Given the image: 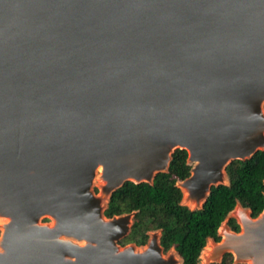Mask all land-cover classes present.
I'll use <instances>...</instances> for the list:
<instances>
[{"label": "water", "instance_id": "obj_1", "mask_svg": "<svg viewBox=\"0 0 264 264\" xmlns=\"http://www.w3.org/2000/svg\"><path fill=\"white\" fill-rule=\"evenodd\" d=\"M263 105L264 0H0V264H168L157 239L119 247L134 213L104 219L111 194L179 149L201 208L264 150ZM236 208L250 225L225 220L206 264H264V209Z\"/></svg>", "mask_w": 264, "mask_h": 264}, {"label": "trees", "instance_id": "obj_2", "mask_svg": "<svg viewBox=\"0 0 264 264\" xmlns=\"http://www.w3.org/2000/svg\"><path fill=\"white\" fill-rule=\"evenodd\" d=\"M185 150H175L166 173L155 176L152 184L125 182L114 191L104 214L110 218L134 213L130 231L118 242L120 246H143L148 232L160 231V245L164 251H177L183 264H198L201 251L211 239L220 241L218 229L226 220L228 228L239 231L229 213L239 204L250 211L252 218L264 209V150L245 161H231L225 168L227 185L212 186L201 208L190 210L181 205V191L176 182L189 177ZM235 264L230 253L219 263Z\"/></svg>", "mask_w": 264, "mask_h": 264}, {"label": "rangeland", "instance_id": "obj_3", "mask_svg": "<svg viewBox=\"0 0 264 264\" xmlns=\"http://www.w3.org/2000/svg\"><path fill=\"white\" fill-rule=\"evenodd\" d=\"M263 110H264V105H263ZM102 186H103V182H102V180H101V178L99 176V173L97 172L95 174V177H94L93 181H92L91 191L93 192L94 196L97 197V198H99L100 200H102V203L104 204V201H105L106 197L103 195ZM177 186L179 188L181 187V182L180 181L177 182ZM183 190H184V193L180 189V191H181V203L186 208H188V209H195V208H197V207H199L201 205V203L203 202V199H204V196L202 197V195L204 193V190H202L200 192V191H198V189L195 186L190 185V184H187L186 186L184 184L183 185ZM191 193H192V195H191ZM184 194L186 196H188V197L185 198V195ZM102 212H103L104 219H110L111 218V217L108 218L104 214L105 210L102 211ZM133 216L130 218V225H131ZM230 216H232L237 222L239 221V223L241 225H244L245 222H246V220H248L246 214H244V212L240 208H236L231 213ZM40 223L41 224H46V225H53V220L50 219V218H48V217H43V218H41ZM1 224L2 223H1V220H0V235H1V232H2V228H1L2 225ZM222 229L227 230L225 227H222ZM147 235H148V238H147L146 244L143 245L144 247L143 246H136V248H135L136 251L140 252V251L144 250L145 248H147V245H148V243L151 240L157 239V243H158V245H159V247L161 249V258L165 262H167L168 264H183V260L181 261V256L177 253V251L174 249V247H171L167 251H164L163 250L162 246L160 245V233L159 232H157V231H150V232H148ZM119 241H121V240H119ZM128 245H130V244H127L125 246H128ZM210 245H213V244H208L203 249V252H202V255H201V259H200V263L199 264L209 263V261L213 260L214 259L213 257H215L219 253L218 245H216V246L215 245L214 246H210ZM125 246H122V247H125ZM119 247H121V246L119 245Z\"/></svg>", "mask_w": 264, "mask_h": 264}, {"label": "bare ground", "instance_id": "obj_4", "mask_svg": "<svg viewBox=\"0 0 264 264\" xmlns=\"http://www.w3.org/2000/svg\"><path fill=\"white\" fill-rule=\"evenodd\" d=\"M196 163L195 162H192V164H191V166L193 167V165H195ZM185 184V186L187 185V184H190V185H193V186H195L197 189H198V191H202L203 189L200 187V185H201V183H195V182H193V183H183L182 184V192L184 193V190H183V185ZM185 195V194H184ZM191 196V195H190ZM188 196H186L185 195V198H187ZM185 200V199H184ZM1 225H3L4 226V224H6L7 222H6V220L5 219H3V220H1ZM250 225V221L249 220H246V222H245V224L244 225H242V227H243V233H244V231H246V228H248V226ZM220 234H221V241H220V243L219 244H217L218 245V248H219V251L220 250H222V249H225V247L227 248V244L231 241V240H233V239H235L234 238V236L233 235H231V234H229L225 229H222V230H220ZM210 246H214V245H210ZM216 246V245H215ZM208 248V247H207ZM149 250H150V248H149ZM204 254V253H203ZM217 256V255H216ZM206 257V256H205ZM209 257V256H208Z\"/></svg>", "mask_w": 264, "mask_h": 264}]
</instances>
